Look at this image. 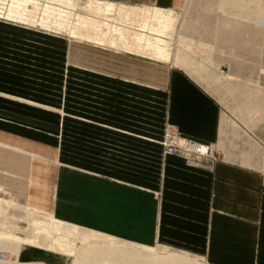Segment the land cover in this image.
I'll use <instances>...</instances> for the list:
<instances>
[{
  "label": "crops",
  "instance_id": "0c3cea01",
  "mask_svg": "<svg viewBox=\"0 0 264 264\" xmlns=\"http://www.w3.org/2000/svg\"><path fill=\"white\" fill-rule=\"evenodd\" d=\"M87 1L118 7L121 20L165 36L181 3ZM248 1L242 9L256 4ZM33 4L12 2L9 15L25 18L23 9ZM258 12L262 21L264 10ZM6 22L0 21L1 195L69 223L66 229L75 233L81 226L126 242L161 245L198 256L200 264H264V171L253 167V154L246 150L236 159L223 153L195 165L182 155L163 154L159 146L165 126L211 150L222 146L219 135H240L220 119L216 102L186 62L171 58L163 64L175 68H166L109 46L68 42ZM111 25L83 15L76 31L103 39L114 27L109 44L168 59L166 41ZM121 31L130 34L121 37ZM176 42L192 58L210 62L208 45L182 36ZM92 243L101 242L82 246Z\"/></svg>",
  "mask_w": 264,
  "mask_h": 264
},
{
  "label": "rangeland",
  "instance_id": "374dc122",
  "mask_svg": "<svg viewBox=\"0 0 264 264\" xmlns=\"http://www.w3.org/2000/svg\"><path fill=\"white\" fill-rule=\"evenodd\" d=\"M19 1L24 2L25 0ZM182 1L174 9L176 23L170 36L160 35L156 31L148 30L150 27L143 30L141 23L121 20L118 7L90 3L87 0H81L79 5L76 0H34L33 5H26L25 8L23 6L26 17L21 19L18 16L9 15V6L17 0H0V21L41 28L49 33L58 34L57 36H64L63 39L68 42L73 39L109 46L112 50L128 52L144 59L135 58L166 68H175L171 64H163L164 62H170L171 58L180 60V64L186 62L192 74L199 78V80L194 81L216 102L220 119L222 118L231 122V125H235L240 134L236 138L228 133L219 135L217 143L221 141L222 146L213 148V150L209 148L208 152L210 153L200 159L214 162L223 153H235L237 159V157L242 156L241 153H246V150H248L249 153L253 154V167L259 171H264V18L262 21H257L258 11L264 10V0H256V4L251 5L254 6L252 9H242L246 4L249 5L250 1L248 0H184V4H182ZM238 3L239 8L236 5ZM21 4L23 5V3ZM52 4L63 9L55 8ZM104 6H107L106 9H103ZM246 11L251 14L249 17L236 14L237 12H240V14L246 13ZM103 13L104 15H99ZM83 15L98 20H107L112 24L111 27L119 25L121 28L128 29L131 35L143 32L142 34L147 36V40L154 38L166 41L168 43V59L157 58L152 52L144 51L145 53H140L128 48H119L117 44H109L106 40H112L113 30L118 31L114 27L111 35L106 36L105 33H102L103 39L78 34L76 31L77 25ZM51 20L59 21L60 25L52 27L50 25ZM130 33L121 31L118 34L122 37ZM180 36L208 45L210 47L208 49L211 50L210 62L192 58L176 42ZM194 49L193 47L192 50ZM103 50L113 53V51L107 49ZM119 52L116 53L131 57V55ZM164 129L179 135L170 126H165ZM235 162L238 163L236 160ZM262 174L264 175L263 172ZM1 194L0 192L1 199L11 201L17 207L9 209L5 218L0 217V231H7L9 236L13 238L30 240L31 242L28 243L35 241L41 245V248H46L48 242L43 243L42 241L46 234L42 233L41 230H31L30 215L24 210L29 205L21 204L15 199ZM47 214L52 213L47 212ZM32 216L42 220L44 214H33ZM55 219L59 230L54 231L50 236L53 240L59 239L71 244L73 242L72 237L70 235L66 236L63 232L64 229L70 226L69 223ZM11 227L14 230H11ZM79 229L81 231L76 242V250L81 249L86 240H96L102 243L108 242V239L115 244L137 249L153 251L157 248V246L126 242L111 234L88 231L81 226ZM7 233L0 232V237L7 238ZM12 247L6 240H0V263L10 264L14 262V264H22L19 261L22 256L19 255L16 259L15 255L12 254L14 250V247ZM53 247L57 249L55 245ZM33 252L35 253V250ZM18 254L20 253L18 252Z\"/></svg>",
  "mask_w": 264,
  "mask_h": 264
},
{
  "label": "bare ground",
  "instance_id": "6f19581e",
  "mask_svg": "<svg viewBox=\"0 0 264 264\" xmlns=\"http://www.w3.org/2000/svg\"><path fill=\"white\" fill-rule=\"evenodd\" d=\"M177 139L180 145L185 144L187 145L186 148L197 151L198 153H204L206 149L210 148L208 145L200 144L181 136ZM0 192H2L1 188ZM16 207L17 205L13 202L0 198V217L5 218L8 210ZM24 210L30 215L29 224L31 230H41L42 233H45L46 236L42 238V241L43 243L47 241L48 245L46 248H41V245L35 241L28 243L31 241L13 238L9 234H7V238L0 237V240H6L14 247L12 254L15 255L16 259L19 255L22 256L19 260L22 264H200L201 258H198V256L161 245L155 248V250L150 251L129 246L125 247L124 245L92 243L76 250L75 238L77 236L79 238V232L81 230H76V233L71 228L63 230L66 236H75L74 242L71 244L59 239L53 240L50 234L58 229L54 221L55 218L51 215H44L43 219L40 220L32 216L33 214H40L39 210L33 207H25ZM12 229L14 230L13 227ZM54 245L57 249L53 247ZM33 250H35V253ZM27 259L29 260L27 261ZM10 264H14V262Z\"/></svg>",
  "mask_w": 264,
  "mask_h": 264
},
{
  "label": "built area",
  "instance_id": "2783aa9c",
  "mask_svg": "<svg viewBox=\"0 0 264 264\" xmlns=\"http://www.w3.org/2000/svg\"><path fill=\"white\" fill-rule=\"evenodd\" d=\"M93 47L100 48L97 46H94L93 44H90ZM102 49V48H100ZM103 50V49H102ZM179 135H176L172 132H170L168 129H164V134L159 142V146L162 149L163 154L168 155H182L187 162L194 163L197 165L202 159L201 157H205L209 151V149H206V152L204 153H198L197 151H193L192 149L186 148L187 145H180L178 143ZM188 142V140H186Z\"/></svg>",
  "mask_w": 264,
  "mask_h": 264
}]
</instances>
